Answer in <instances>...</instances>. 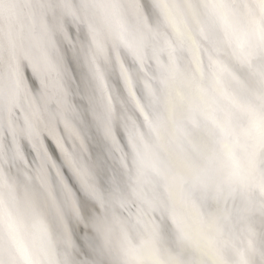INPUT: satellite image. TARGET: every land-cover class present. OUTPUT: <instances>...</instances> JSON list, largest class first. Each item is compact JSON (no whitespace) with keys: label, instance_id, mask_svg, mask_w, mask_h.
Segmentation results:
<instances>
[{"label":"water","instance_id":"95a60500","mask_svg":"<svg viewBox=\"0 0 264 264\" xmlns=\"http://www.w3.org/2000/svg\"><path fill=\"white\" fill-rule=\"evenodd\" d=\"M109 79L123 113L114 116L116 91L107 88L103 116L94 117L103 133L90 143L105 158L99 164L108 169V182L126 184L113 209L104 211L108 224L122 211L123 225L137 220L148 229L151 243L141 244L132 258L137 264L157 257L154 247L162 248V264L170 263L165 248L173 243L160 231H180L177 213L190 197L212 206L219 200L221 209L235 205L241 215L253 212L241 194L248 173L237 169L233 155L239 136L247 135L248 116L235 115L228 134L222 124L229 110L256 102L264 107V0H0V264H25L29 243H39L33 239L39 217L53 264H64L67 252L91 263L79 245L90 227L81 199L94 209L105 196L97 177L80 174L87 166L84 149L75 145L86 143L101 82ZM122 117L137 122L141 140L132 139L131 147L120 130ZM258 140L250 141L259 146ZM250 158L264 182V143ZM65 197L54 218L51 210Z\"/></svg>","mask_w":264,"mask_h":264},{"label":"bare ground","instance_id":"6f19581e","mask_svg":"<svg viewBox=\"0 0 264 264\" xmlns=\"http://www.w3.org/2000/svg\"><path fill=\"white\" fill-rule=\"evenodd\" d=\"M52 44L48 48H50ZM88 62H90V60ZM214 80L215 84L221 86L218 79ZM101 84L104 86V91L100 90V97L96 99V103L98 105L94 107L93 118L91 120L92 131H89L86 143L82 140L81 144H76L75 146L79 152H82L84 149V153L82 152L85 157L83 162L86 164L87 170L82 169L80 174L87 175L91 172L94 177H97V179H99L100 185L103 186L100 191H102V193L104 191L105 198L101 199L100 197L99 201H96L94 209H92L93 207L91 208L92 210L88 204L83 206V198L81 199V207L85 211L81 213L84 220L86 219L87 223L89 224L87 226L90 227L87 231L88 240L81 237L79 239V245H81L85 250V259H87L89 263L91 261L90 264H118L117 260L121 261L122 263L124 262L125 264H137L138 257L132 259L133 256L140 253L141 244L146 242L147 239L149 240L148 244L150 245L151 243V240L148 237V229L144 227V224H141L137 220H135L132 224L123 225V218L121 217V215H123L122 211L115 213L114 217L112 218V224H108L107 220L110 216H108L104 211L108 209L109 206L110 209H113V206H115L114 204H117L118 199L116 192L119 190H124L126 184L121 180V183L117 185V183L115 184L114 181L110 179L111 182L117 185L114 187L108 182V169H101V165L105 166L102 163L105 158L103 159V157H98V154L95 152L96 149H94L95 147H93V145L90 143V140L94 139V135L97 136V134L103 133V129L100 130L97 127V122L99 121L101 124V121H94V117L96 112H101V116H103V108H105L106 102L105 98L106 95L109 94L107 88L110 90V92H113V90L116 91V101L113 100V103L116 106V112L114 113V116L117 114L121 115V111L123 113L124 108L121 94L119 93L117 86H115V83L109 79L106 81V83L101 82ZM217 85V94L220 96H226L228 103L233 105L235 101L232 99V97H227L223 90L217 88ZM144 86L148 87L145 84V80ZM79 87L80 86H78V88ZM81 89L82 88H79L78 90ZM82 90L85 92V89ZM77 98L78 97L76 96L74 102L77 100ZM84 100L88 104L90 103L88 98ZM90 100L94 102L93 94ZM254 104L255 105L245 104V106H242V108H237L236 111H227L223 118L222 124L223 129H225L222 134H228L229 129H232L235 125H232L235 122V115L245 113L248 116V122H246L247 125L242 130V132L247 133V135L239 136V138L243 140L240 141V145H238L237 151L234 152L233 155H236V158L240 160L238 161L237 169L243 173H248L247 179L245 180L246 187L241 189V194L248 200L246 202V204H248L246 208L249 209L252 207L251 211L253 212L250 215H245L244 213L241 215L240 213L236 212L237 207L235 205L229 204L227 209H221V206L217 207L220 202L219 200L214 201L213 205L215 206H212L209 201L207 203L203 202L202 204V202L200 203L198 199L190 197V199H187L186 209H182V211L180 209V211L177 213L178 220L176 221L175 225L179 227L178 229H180V231H173L172 234L164 230L160 231V234L164 240L173 243V246L172 244H169V246L165 248L167 253L172 256L169 259V264H264V182L258 174L254 173L257 172L254 168L255 165H253L255 163L250 158V155L254 153L259 146L262 147L264 143V107L259 108V105H257L259 104L258 102ZM261 105L264 106V104ZM114 116L113 119L115 118ZM127 120L130 119L128 117H122V123L120 122V130L122 131L124 143L128 147H131L132 139L138 140V142L141 139H139V132L135 126L137 122L131 125L130 122H127ZM135 120L137 121V119ZM81 124L83 131L84 123L82 122ZM205 132L206 131H204L203 134H205ZM77 135L81 136L80 132H78ZM82 135L85 139L83 132ZM252 136L254 138L258 137V139H260L257 141L259 142V146H257L254 142L251 143ZM105 139H107V137ZM203 139H206V142L209 141L210 143H214L212 142V139L209 140L207 137H204ZM176 152L179 156L181 155V151L179 152V150H176ZM191 159H193L198 166L199 164H202V160L197 155H191ZM100 160H102L101 164H99ZM158 160L163 161V157L161 158V156H159ZM91 165L93 167V171L91 170ZM117 168H119L117 169L118 172H120L121 169V173L124 176L125 173L123 171L126 169L123 170L119 165H117ZM196 169L198 168L196 167ZM29 178L32 179L31 176H29ZM107 184L112 186V188L105 191L104 187H106ZM181 185L182 183L180 182L176 187L181 189ZM196 185H199V182L196 181L193 183L192 188ZM251 190L252 194H250ZM20 192L21 189L19 190V194ZM176 192L179 193L178 191ZM27 193L30 194L28 191ZM66 203L67 197L59 201L57 208L51 210V216L54 218L55 216H58L60 212L63 211V208H61L62 205H66ZM100 203L104 204L102 210L103 214L100 212ZM111 203L114 204L111 205ZM230 206H232V208ZM70 211L71 208L68 209V213ZM69 215L71 216V213ZM80 216L81 215H79V217ZM72 222L75 223L73 220ZM41 224L42 222L40 217L39 219L36 218V222L34 223L33 239L39 243L34 246H31L29 243L28 255L26 256L27 259L26 261L24 259L25 264H53V260L56 262L54 259L55 253L52 254L53 245L49 243V239L47 237H44L43 230H41ZM45 230V233H47L48 229ZM62 231L66 230L62 229ZM56 232H58V228ZM167 233L169 234L168 237H166ZM31 238L32 236L30 234V239H28V242L31 240ZM176 246L178 249L174 248ZM41 248L43 250L39 253V249ZM65 249L67 250L71 248L70 246H67ZM161 250L162 248L159 249L154 247L153 253L158 255H156L157 257L151 256V261L147 260V263L162 264L164 259L159 258L162 256L161 254H163V251ZM184 252H187L186 256L183 255L185 254ZM180 253H182L181 256L179 255ZM187 256L190 258H187ZM62 260H64V264H82L83 262V259H79L76 254L69 256L68 252L65 258Z\"/></svg>","mask_w":264,"mask_h":264}]
</instances>
